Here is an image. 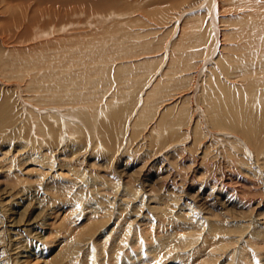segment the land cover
Returning <instances> with one entry per match:
<instances>
[{"label":"bare ground","instance_id":"6f19581e","mask_svg":"<svg viewBox=\"0 0 264 264\" xmlns=\"http://www.w3.org/2000/svg\"><path fill=\"white\" fill-rule=\"evenodd\" d=\"M129 1L0 0V264H264V0Z\"/></svg>","mask_w":264,"mask_h":264},{"label":"rangeland","instance_id":"374dc122","mask_svg":"<svg viewBox=\"0 0 264 264\" xmlns=\"http://www.w3.org/2000/svg\"><path fill=\"white\" fill-rule=\"evenodd\" d=\"M126 1V0H125ZM134 1H137V0H132V3H134ZM141 1V0H140ZM155 0H149V2H147L148 3V5H150V4H152L153 2H154ZM179 1V0H178ZM194 0H187V3H185L186 2V0H181V1H179V2H177L178 4L177 5H179V7L177 6V7H175V8H172L171 6H169V4H167V5H165L166 7H165V9H163V11L164 10H169L170 12H172V10L171 9H173L174 11L173 12H177L181 17H182V15H186V14H188L189 12L188 11H190L191 9H193L195 6H192V4H191V2H193ZM196 1V0H195ZM129 2H131V0L129 1ZM183 2V3H182ZM48 3H49V6H48ZM47 4H44V5H42V6H40L39 8H37L36 9V11L38 10V12L40 13V16H42V14L44 13V12H51V11H56L57 10V12H61V7L59 6V5H57V4H52V3H50V2H48ZM155 3V2H154ZM137 4V3H136ZM157 4V3H156ZM138 5H139V3L137 4V6H135V5H131V7H128L126 10L127 11H130V12H132L133 11V13H129V15H127L125 18H124V20L123 21H126V20H130L131 22H133L134 20H136V19H138V17H140L141 18V20H139V21H137L138 23H137V25L135 26V27H133V26H131V28H130V30H132V31H134V30H136V32H140L141 30L142 31H145V32H149V31H153V34H151L149 37H147V39H145V41L146 42H151V43H156L157 41L156 40H158V39H160V38H162L163 36H164V34H166V31H165V28L166 29H168V27L170 28L171 27V24H166V25H163L164 23L163 22H159L157 19H155V17L158 15V13H159V11H162V9H160V5H162V6H164L163 4H157V5H159L158 7L157 6H155V7H157L156 8V10H155V7H152L153 9H150V6H148L146 9H141L140 8V10H141V12L140 11H137V10H139V7H138ZM142 5H143V3H142ZM191 5V6H190ZM135 6V7H134ZM162 6H161V8H162ZM168 6H169V8H168ZM189 6V8H187ZM73 6L71 5V8H72ZM123 7V6H122ZM134 7V8H133ZM192 7V8H191ZM180 8H184V9H180ZM185 8H187V10L185 9ZM135 9H137V10H135ZM145 10V11H144ZM146 10H148V11H150V12H148V14H147V12H146ZM178 10H180V11H178ZM80 11V10H79ZM110 11V10H109ZM102 12L101 13V15L103 14V15H107V13H108V16H110L111 14H112V12ZM42 12V13H41ZM137 12V13H136ZM181 12H186V14L184 13H181ZM110 13V14H109ZM135 13V14H134ZM150 13H152L151 15H150ZM181 13V14H180ZM79 14H81L80 16V19L83 21L84 20V17H82V16H86V14H82V13H79ZM133 14V15H132ZM137 14V15H136ZM216 14H217V16H218V12H216ZM231 14H235L234 12H230V15ZM44 15H45V17H46V14L44 13ZM54 15V14H53ZM132 15V16H131ZM142 15V16H141ZM229 15V16H230ZM54 16H56V14L54 15ZM113 16V15H112ZM112 16H110V18H108V20L110 19V22L106 19L105 20V22H107V24L106 23H104V22H102V24L104 23V25H102L101 24V29H100V33H101V31L103 30V28H105V27H108V26H114L115 27V22L117 23V20H116V18H114V17H112ZM62 17V16H61ZM107 17V16H106ZM111 17L114 19H111ZM137 17V18H136ZM179 17V16H178ZM181 17H179V18H177L178 19V23L176 22V29H175V31H177L178 32V30H179V28H181L182 27V25H183V23H184V17L183 18H181ZM127 18V19H126ZM134 18H136V19H134ZM139 18V19H140ZM57 19V21H59V19L60 18H56ZM183 19V20H182ZM116 20V21H115ZM121 21V20H120ZM143 21H145V23L143 22ZM134 23H136V22H134ZM134 23H132V24H134ZM140 23V24H139ZM143 23V24H142ZM147 23V24H146ZM112 24V25H111ZM128 25V24H127ZM147 25V26H146ZM168 25V26H167ZM170 25V26H169ZM180 25V26H179ZM155 26V27H154ZM113 27V32H115L113 35H114V38L116 37V38H118L119 37V33L117 34V32L114 30L115 28ZM133 27V28H132ZM165 27V28H164ZM179 27V28H178ZM217 27H219V25L217 26ZM144 28V29H143ZM178 28V29H177ZM141 29V30H140ZM156 30V31H155ZM220 30H222V28L220 27ZM103 34V33H102ZM163 34V35H162ZM174 34H175V32H174ZM162 35V36H161ZM176 36L178 35L177 33L175 34ZM150 37H151V39H150ZM157 38V39H156ZM148 39H150V40H148ZM153 39V40H152ZM155 39V40H154ZM173 39V38H172ZM220 40H221V38H220ZM154 41V42H153ZM156 41V42H155ZM171 41V40H170ZM169 42V41H168ZM172 42L173 41H171V42H169V45L168 46H170L171 44H172ZM221 43V42H220ZM221 45V44H220ZM167 49H169V47L167 48ZM154 54H156V53H150V54H146V57L148 56V57H152V56H154ZM158 55V54H157ZM157 55H155V56H157ZM145 56V55H144ZM143 56V57H144ZM141 57V58H140ZM143 57L142 56H138L136 59L137 60H143ZM132 59H134V58H132ZM166 63V61L164 60V63L163 64H165ZM161 70V71H160ZM160 70L159 71H157L156 72V75L158 74V76L159 75H161V74H159L160 72H162L163 73V70H164V67L163 68H160ZM159 72V73H158ZM183 74H185V73H183ZM183 74H179L178 76H180V75H183ZM197 74V73H196ZM201 75H206V70L205 69H203L199 74H197V80H196V82H195V87H194V89H192V91H195V98H196V95L199 93V92H201V90L203 89V86H204V84L206 85V81H205V77L203 78V77H201ZM162 77V76H161ZM94 78H97V76H94ZM97 80V79H96ZM153 85V84H152ZM179 92V93H178ZM169 94H172V95H174V96H172L171 98H170V100H169V104L170 103H172L173 101V104L175 103V102H179V99L181 98V96H183L184 95V93H182L181 92V90H179V91H176V92H171V93H169ZM177 97H179L178 99H177ZM194 97V96H193ZM193 99V101L195 100V102L194 103H197L196 102V99ZM141 99V98H140ZM177 100V101H176ZM139 105H141V102H139ZM18 207L17 206H14V209L12 210V211H10L8 214V216L10 217V218H14L15 216H16V212H19L18 211ZM15 211V212H14ZM14 216H13V215ZM11 215L13 216V217H11ZM20 225L22 224V223H19ZM19 224H18V227H20L19 226ZM1 225H3V223H1L0 224V226ZM33 263V262H32ZM31 263V264H32Z\"/></svg>","mask_w":264,"mask_h":264}]
</instances>
